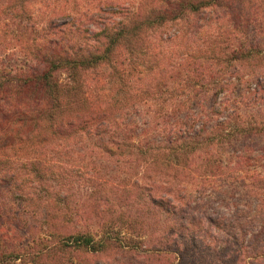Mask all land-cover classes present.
<instances>
[{
    "label": "trees",
    "instance_id": "1",
    "mask_svg": "<svg viewBox=\"0 0 264 264\" xmlns=\"http://www.w3.org/2000/svg\"><path fill=\"white\" fill-rule=\"evenodd\" d=\"M261 3L139 2L121 21L99 26L94 34L82 27V15L60 23L50 19L35 37H24L32 25L19 21L21 43L32 44L24 62L36 64H0V264H88L74 253L132 247L109 237L107 226L96 240L84 232L65 235L51 225L57 216L49 215L45 206L32 220L19 210L22 199L15 201L14 193L21 192L22 180L30 177L42 186L57 171L49 161L52 151L81 144L131 158L135 175L147 166L149 204L174 216L182 214L186 223L179 225L188 231L191 210L209 194L203 189V197L192 200L186 184L232 175L237 179V169L228 168L243 157L235 144L264 130L256 111L264 99V70L229 65L264 54V44L250 35L264 27ZM167 23L178 25V31L165 39L160 35L159 43L180 34L201 38L190 42L191 48L173 64L148 67L143 62L150 41L146 31ZM6 58L0 56V61ZM176 83L177 95L181 88L184 99L176 98ZM208 93L212 100L205 106ZM190 94L199 98L191 102L185 97ZM141 99L151 103L150 117L136 120ZM155 168L168 180L157 185ZM172 179L178 182L168 187ZM36 192L45 202L46 190ZM258 255L264 261V246Z\"/></svg>",
    "mask_w": 264,
    "mask_h": 264
},
{
    "label": "rangeland",
    "instance_id": "2",
    "mask_svg": "<svg viewBox=\"0 0 264 264\" xmlns=\"http://www.w3.org/2000/svg\"><path fill=\"white\" fill-rule=\"evenodd\" d=\"M149 1L0 0V56L8 57L0 64H36L35 61L24 62V53L32 48V44L25 46L21 43L19 21L32 25L24 37H35L42 33L39 27L50 19L60 23L70 20V16L82 15V20L85 19L82 27L87 33L94 34L99 26L121 21L126 10L136 8L139 2L145 4ZM257 1L262 2L260 15L264 16V0ZM258 27L256 25L254 29ZM260 28L261 31L257 30L259 34L252 30L250 35H256L264 44V27ZM177 31L178 25L170 23L157 30L146 31L150 41L143 49L145 65L153 68L152 65L159 62L162 66L173 64L191 48L188 47L190 42L194 44L201 38L180 34L181 38L171 41L159 43L156 39L160 35L164 39L166 36L173 37ZM229 65L244 70H264V54L247 61H232ZM58 76L61 80L65 79L63 73ZM152 76V72L149 73V77ZM173 85L176 86V98L184 99L183 90L179 89V96V85ZM192 96L185 97H190L191 102L199 98ZM204 98L205 106L210 105L212 94L208 93ZM139 102L135 119H147L150 117L147 107L152 105L142 99ZM256 111L258 120L264 121V99L258 103ZM136 122V127H139ZM235 148L241 151V163L237 166L230 163L228 168H231L229 172L233 171V167L237 169V179L232 175L186 184L192 200H198L203 189L209 194L203 200L206 203L200 201L191 210L193 223L188 231L179 225L186 223L182 214L174 216L149 204L145 195L148 181L144 173L147 166L143 165L140 173L135 175L138 170L131 158L105 154L91 144L52 151L49 161L57 170L55 175L46 179L42 186L36 180L25 177L21 182V192L16 191L14 199H22L19 210L29 220L40 216L45 206L49 215L57 216L50 219L51 225L65 235L84 232L96 240L108 227L109 237L113 236L125 246H132L129 249L106 247L98 253H74L87 258L88 264H264L258 255L264 246V130L255 136L244 137L235 144ZM157 171L161 170H154L157 185L162 180H168V176ZM177 179L185 180L184 177ZM176 182L172 179L168 187ZM37 188L46 190L45 202L39 201ZM207 216L214 218L215 222H209ZM64 258L68 256L64 255Z\"/></svg>",
    "mask_w": 264,
    "mask_h": 264
}]
</instances>
